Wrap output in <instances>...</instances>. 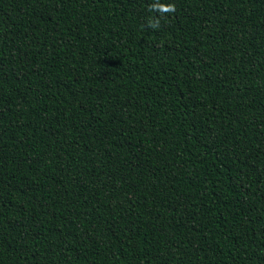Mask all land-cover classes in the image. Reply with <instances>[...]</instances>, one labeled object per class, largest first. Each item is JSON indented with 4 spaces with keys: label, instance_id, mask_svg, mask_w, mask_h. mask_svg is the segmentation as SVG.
I'll use <instances>...</instances> for the list:
<instances>
[{
    "label": "trees",
    "instance_id": "16d2710c",
    "mask_svg": "<svg viewBox=\"0 0 264 264\" xmlns=\"http://www.w3.org/2000/svg\"><path fill=\"white\" fill-rule=\"evenodd\" d=\"M0 264H264V0H0Z\"/></svg>",
    "mask_w": 264,
    "mask_h": 264
}]
</instances>
